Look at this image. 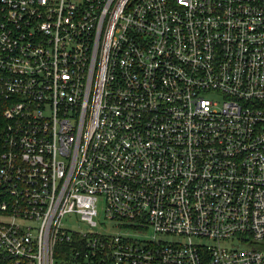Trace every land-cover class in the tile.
Wrapping results in <instances>:
<instances>
[{
    "label": "built area",
    "instance_id": "1",
    "mask_svg": "<svg viewBox=\"0 0 264 264\" xmlns=\"http://www.w3.org/2000/svg\"><path fill=\"white\" fill-rule=\"evenodd\" d=\"M0 99V264H264V0H0Z\"/></svg>",
    "mask_w": 264,
    "mask_h": 264
},
{
    "label": "rangeland",
    "instance_id": "2",
    "mask_svg": "<svg viewBox=\"0 0 264 264\" xmlns=\"http://www.w3.org/2000/svg\"><path fill=\"white\" fill-rule=\"evenodd\" d=\"M72 224L77 225V226H84V224H82V222H80L79 220L72 222ZM254 246L258 249H263L264 250V241L255 243Z\"/></svg>",
    "mask_w": 264,
    "mask_h": 264
},
{
    "label": "trees",
    "instance_id": "3",
    "mask_svg": "<svg viewBox=\"0 0 264 264\" xmlns=\"http://www.w3.org/2000/svg\"><path fill=\"white\" fill-rule=\"evenodd\" d=\"M5 110V102L0 99V127L4 124L3 112Z\"/></svg>",
    "mask_w": 264,
    "mask_h": 264
}]
</instances>
